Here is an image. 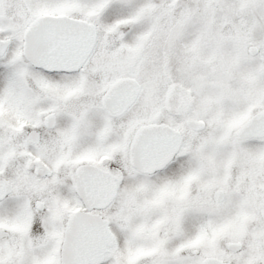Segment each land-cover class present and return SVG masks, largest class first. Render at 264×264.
I'll list each match as a JSON object with an SVG mask.
<instances>
[{
  "label": "snow or ice",
  "instance_id": "6c2138e0",
  "mask_svg": "<svg viewBox=\"0 0 264 264\" xmlns=\"http://www.w3.org/2000/svg\"><path fill=\"white\" fill-rule=\"evenodd\" d=\"M0 264H264V0H0Z\"/></svg>",
  "mask_w": 264,
  "mask_h": 264
}]
</instances>
